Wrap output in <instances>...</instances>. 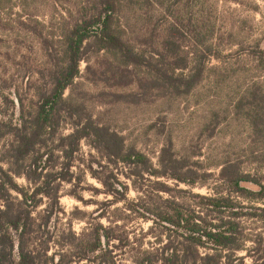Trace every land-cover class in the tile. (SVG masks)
Returning <instances> with one entry per match:
<instances>
[{"label": "rangeland", "instance_id": "rangeland-1", "mask_svg": "<svg viewBox=\"0 0 264 264\" xmlns=\"http://www.w3.org/2000/svg\"><path fill=\"white\" fill-rule=\"evenodd\" d=\"M89 3L0 0V94L15 102V107L7 108L0 97L1 116L8 118L15 111L14 121L18 120V101L25 111H31L39 93L49 88V64L34 32L57 38L79 16L91 11L83 10ZM120 4L116 24L124 39L147 58H156L163 48L174 51L183 68L176 74H189L195 53L206 47L221 57L206 61L203 80L194 91L177 96L156 89L147 91V80L153 76L145 69L125 68L110 53L91 52L80 62L79 75L64 97L83 105L99 124L123 136L155 167L167 138L176 151L198 155L197 160L207 165L214 177L191 189L194 194L210 196L216 188L225 192L220 187L217 165L227 161L240 160L244 171L264 176L263 167L244 163L250 129L243 115L233 114L234 103L247 87L256 82L264 84L254 61L246 54L237 55L264 38V0H120ZM71 131V123L63 120L59 135ZM4 143L5 139L0 146ZM79 157L85 160L81 168L91 164L92 173L87 171L81 183L74 180V185H61L60 212L44 230L37 227L45 216L42 211L47 200L43 199L33 214L38 231L30 244L38 252L46 246L49 257L62 253L65 260H72L70 264H78L68 246L69 232L84 238L103 228L116 238L109 245L116 264H134L139 252L158 246L156 236L161 232L150 219L142 217L146 214L142 206L162 207L165 199H178V192L189 188L168 178L146 174L131 177L128 168L109 163L85 142L80 145ZM73 172L79 174L78 169ZM16 181L27 187L23 178ZM103 183L113 184L117 191L107 193ZM74 193L81 199L70 195ZM244 225L251 240L264 235V224L244 221ZM252 245L247 243L249 248ZM240 256L244 264H251L246 252ZM91 260L79 264H98L94 257Z\"/></svg>", "mask_w": 264, "mask_h": 264}, {"label": "trees", "instance_id": "trees-1", "mask_svg": "<svg viewBox=\"0 0 264 264\" xmlns=\"http://www.w3.org/2000/svg\"><path fill=\"white\" fill-rule=\"evenodd\" d=\"M120 8V0H90L83 10L91 11L79 16L57 38L34 32L49 64L50 85L39 93L31 111H25L18 101V120L14 121L15 111L8 118L0 115V144L5 139L0 146V264L71 263L62 253L47 256L46 246L38 252L30 241L38 228L44 230L59 214L61 185L73 184L74 180L81 183L87 171L92 173L91 164L81 168L85 163L79 157L82 142L114 166L128 168L131 177L146 174L168 178L189 188L180 190L178 199H165L162 207L142 206L148 215L142 217L150 219L161 232L156 236L158 246L139 252L134 264H244L241 252H246L251 264H264L263 233L251 240L244 225V221L264 224V207L256 206L264 204V176L244 171L240 160L227 161L217 165L220 187L225 192L216 188L210 196L194 194L191 189L214 177L208 166L197 160L198 155L176 151L167 138L155 167L123 136L99 124L83 105L64 97L79 75L80 62L91 52L110 53L125 68L145 69L153 76L147 80V91L156 89L177 96L194 91L203 80L206 61L221 57L206 47L195 53L189 74H176L183 68L174 51L163 48L156 58H147L129 45L116 24ZM240 54L250 57L256 71L264 76V38L240 50L237 55ZM1 95L7 108L15 107L14 100ZM233 114L243 115L250 129L244 163L264 168V84L256 82L247 87L234 103ZM63 120L72 127L66 136L59 135ZM73 169H78L79 174L75 176ZM17 178H23L27 187L19 186ZM103 185L109 194L117 191L113 184ZM70 195L81 199L77 193ZM43 199L47 200L42 211L45 216L36 228L33 214ZM86 236L77 237L72 231L68 234L75 263H91L94 257L98 264H116L109 249L116 238L109 236L107 229L100 228ZM249 242L253 244L251 248L247 246Z\"/></svg>", "mask_w": 264, "mask_h": 264}]
</instances>
